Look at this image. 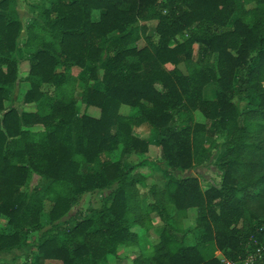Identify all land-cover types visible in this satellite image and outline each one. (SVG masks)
Masks as SVG:
<instances>
[{"label": "trees", "instance_id": "1", "mask_svg": "<svg viewBox=\"0 0 264 264\" xmlns=\"http://www.w3.org/2000/svg\"><path fill=\"white\" fill-rule=\"evenodd\" d=\"M17 1L0 0V256L109 264L123 247L131 264H224L217 251L239 263L264 244V0H40L25 24ZM22 60L20 111L5 103ZM146 164L166 180L142 192ZM197 166L220 183L180 174Z\"/></svg>", "mask_w": 264, "mask_h": 264}, {"label": "rangeland", "instance_id": "2", "mask_svg": "<svg viewBox=\"0 0 264 264\" xmlns=\"http://www.w3.org/2000/svg\"><path fill=\"white\" fill-rule=\"evenodd\" d=\"M40 0H18L17 2V9L18 12L21 16V18L23 19L22 21H25L28 17L31 16V11L32 8L30 7V5H34L36 2H38ZM94 16H97L96 13H94ZM154 26H155V22H149L148 23V30L147 32L149 34H152L154 31ZM142 43V42H140ZM170 64V63H169ZM179 67L184 70V66L182 64L179 65ZM27 72V67L26 64L22 65L21 68V75H25ZM22 82V81H21ZM27 88L26 83H19L13 92L12 95V99H10L9 101H7L5 103L6 106L9 105H14L16 108H18L20 111L21 110H31V105L24 103L23 102V96L25 93V90ZM204 95L206 98H212L213 97V84L209 83L208 85H206L205 89H204ZM120 111L122 113H127L130 111V107L127 105H122L120 107ZM86 113L90 116L93 117H98L100 115V109L95 107V106H89L86 109ZM194 120L196 122H201L204 120V117L202 116V114L199 111H195L194 112ZM146 135L149 134V130H147L146 133H144ZM220 136H216L215 139H218ZM218 150V148H217ZM214 153V150H213ZM223 153V146L222 144L219 146V150L217 153V156H215L214 158V162L218 161L219 158L221 157ZM147 156L150 157V159H154L157 155H158V148L154 145V144H150L149 148H148V152L147 154H145ZM132 159L134 160L135 157ZM138 159H136L135 161H137ZM143 173H145L146 178H145V183H146V187H143L142 192L147 191V186L151 185V184H157V185H161L165 180H166V176H165V172L163 171V169L161 167H159L158 165H148L146 164L144 167L139 168ZM215 169V168H213ZM180 174L183 175H195L198 177L199 182H200V186L202 189H205L207 186L209 185H218L220 183L221 180V175L219 173L213 172L210 167H206V166H197V167H193L190 170L186 171V172H181ZM178 175V174H177ZM36 178V177H35ZM37 179H34L33 182L35 183ZM108 190H103L102 192H98V193H94V194H89L86 193L82 196L80 203L77 206H74L71 211L70 214L73 215L75 213H83L85 212V210L88 207H97L100 204V200L102 195L106 194ZM50 209V203L46 202L44 205V212L43 214H47L48 210ZM194 215L195 213L193 211H190L189 213V218L188 219H184L183 220V226L185 227V229L190 228L191 225L193 224V220H194ZM44 221V217H42V222ZM159 219L157 217L153 218V222L158 223ZM11 227L7 225L6 223V218L2 217L0 218V232L3 233H9L11 232ZM38 235V232H31L29 234L28 239H36ZM152 237H155L154 234L151 233ZM141 242L142 243H147V241L145 240V236L143 234H141ZM191 240V237L188 238V241ZM135 249V248H134ZM137 254V251L132 250L130 248H123L120 247L118 249V253L117 256H109V264H131V258L134 257ZM17 259H14V256H17ZM22 255V256H21ZM220 261L224 260V264H228L225 260V258L222 256L221 253L216 252L215 254ZM229 261V260H227ZM0 264H26L25 262V257L23 256V253L21 250H15L12 253H9L7 255H1L0 256ZM241 264V262L239 263Z\"/></svg>", "mask_w": 264, "mask_h": 264}, {"label": "built area", "instance_id": "3", "mask_svg": "<svg viewBox=\"0 0 264 264\" xmlns=\"http://www.w3.org/2000/svg\"><path fill=\"white\" fill-rule=\"evenodd\" d=\"M264 254V244L257 246L255 251L253 253H249L246 258H244L243 260H241V264H254L256 259L262 258ZM228 264H239L233 261H227L225 260ZM221 262L224 263V260H221Z\"/></svg>", "mask_w": 264, "mask_h": 264}, {"label": "crops", "instance_id": "4", "mask_svg": "<svg viewBox=\"0 0 264 264\" xmlns=\"http://www.w3.org/2000/svg\"><path fill=\"white\" fill-rule=\"evenodd\" d=\"M20 18H21V16H20ZM29 19V17L25 20V21H23V23L25 24L26 22H27V20ZM21 20H23L22 18H21ZM23 64H26V67H27V71H28V62L26 61V60H22L21 62H20V64H19V71H18V76H19V79H22L19 83H26V85H27V88H26V90L28 89V87H29V84H28V82L27 81H25V80H23V77L26 75H21V68H22V65ZM27 73V72H26ZM25 90V91H26ZM34 178H35V176H34ZM218 253H220L219 251H217ZM216 254V253H215ZM223 256V255H222ZM108 260H109V258H108ZM45 264H60V262L59 261H56V260H47L46 262H45Z\"/></svg>", "mask_w": 264, "mask_h": 264}]
</instances>
